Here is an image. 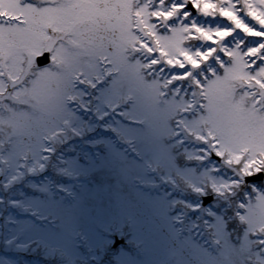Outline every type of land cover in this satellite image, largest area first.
<instances>
[{
    "label": "snow or ice",
    "instance_id": "obj_1",
    "mask_svg": "<svg viewBox=\"0 0 264 264\" xmlns=\"http://www.w3.org/2000/svg\"><path fill=\"white\" fill-rule=\"evenodd\" d=\"M0 264H264V0H0Z\"/></svg>",
    "mask_w": 264,
    "mask_h": 264
}]
</instances>
